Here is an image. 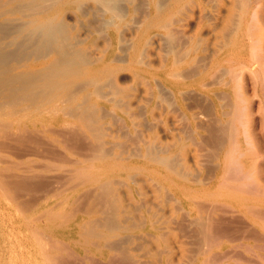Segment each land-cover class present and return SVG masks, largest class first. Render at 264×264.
<instances>
[{
  "label": "bare ground",
  "instance_id": "6f19581e",
  "mask_svg": "<svg viewBox=\"0 0 264 264\" xmlns=\"http://www.w3.org/2000/svg\"><path fill=\"white\" fill-rule=\"evenodd\" d=\"M141 1L139 15L138 0H0V264H171L184 242L165 239L161 212L171 208L135 211L143 182L172 192L195 219L199 245L182 264H264V184L244 85L264 55V0H231L166 54L169 18L210 6ZM124 72L148 83L156 103L172 93L197 136L212 117L208 178H197L190 161L200 157L182 136L163 138L141 120L147 91L120 86ZM189 92L210 103L187 108ZM114 115L131 134L143 128L134 149Z\"/></svg>",
  "mask_w": 264,
  "mask_h": 264
},
{
  "label": "rangeland",
  "instance_id": "374dc122",
  "mask_svg": "<svg viewBox=\"0 0 264 264\" xmlns=\"http://www.w3.org/2000/svg\"><path fill=\"white\" fill-rule=\"evenodd\" d=\"M203 2H208L210 6L211 12L207 13L208 15L202 12L201 7L199 6L196 7V5H192V6L188 5L184 7V9L176 12L174 15H172L169 18V21L167 22V28H168L167 33L169 36V43L164 47V51L161 50L162 54H166L169 51L179 50L184 44L185 40L188 39L189 34L192 32L191 31L192 26L196 27L195 24H197L198 22H200L201 26H204L205 24L207 26L211 24H215L216 19L219 17V15L222 14V16H224L225 14L224 12H222L223 7L227 6L229 9V6L231 5V0H203ZM137 3L138 6L136 10L137 13L140 15V13L144 12L145 4L141 0H138ZM261 16H262L263 31H264V9L263 12L261 13ZM93 22H91V24H93L94 27L98 26V22H94L95 24ZM217 25L218 27L223 26L222 24H220V22H218ZM102 34L101 35L98 34L95 36V40L99 42L97 43V45L102 43L100 45L103 46V43L107 38L106 33L104 34L105 35L104 38ZM156 55H159V51H157V49L153 45L148 47L147 56L148 57L152 56L153 58H156ZM199 60L197 62L200 63ZM199 63L196 65H199ZM256 69L258 71V76L256 77L255 75H252L249 78V80L244 83V85L254 112L252 117L253 120L249 128L252 139V144L249 146V148L252 150L251 153L254 154V157H252L253 160L257 161L258 159V161L261 162V167H262L260 169L261 174L258 172L257 180L262 184H264V181L262 180V177H264V55L260 61V64L256 65ZM129 73L130 72L121 73V75L118 78V82L120 81L119 83H121L120 86H123L125 88L129 86L128 88L130 89V85L132 84L131 89L137 88L139 89L140 93H142L143 91H147L144 94L143 101L139 103V104L142 103L141 120L146 123L148 128L149 127L155 128L157 134L163 138H165L166 135L170 133H175L177 135L182 136L183 140L187 144H189L190 151H192V153L198 154L200 157L198 160L199 167L197 165L195 166V163H192V161H190V165L193 164L191 165L193 170L194 168L195 170H198V171L194 170L195 174L198 175V177L197 176L196 177L197 178L202 177L203 179L208 178L210 175H207L209 173L206 174V171L208 172L209 168L208 166L205 165L206 164L211 165L214 157L211 148L212 145L207 143L208 141L209 142L211 141L210 143H212V137H210V134L208 132L209 130H211V124L213 123L212 117H205L202 121L199 122L200 126H202L203 128V132L197 136L194 133V130L192 129L189 123L186 112L182 109L179 101L176 99L174 95H172V93L166 92L167 95L166 94L164 95L166 97H162V100L159 99L156 103L153 101V93L151 89H149L150 87L149 85H147L148 83L135 84L131 78V74L129 75ZM214 80H218V79H214ZM145 86L147 87V89ZM219 96L221 97V99L223 98L224 95L222 91H220ZM185 98H186L185 104L187 108H190L196 112H198L199 110L201 111L204 107L206 108V106L210 103V101L202 93L189 92L186 94ZM153 103H155V105L153 106V109H151ZM114 116L115 117H112L114 119L111 118L113 120V122L111 120V126L112 125L115 126V127L112 126L113 130L117 132H121L122 130V132L125 133L127 137V139H125L126 141L125 145L129 144L128 145L129 148L130 144L131 145L134 144V146L132 145L133 148L130 147V149H134L136 143L138 145V142H140L141 136L138 135L141 134L143 128L139 129L140 134L137 133L139 131H136L135 133L131 134L130 131L127 132L126 130L121 128L123 126L122 125L123 122L120 123V121H122L120 117L116 115ZM114 121L116 123H114ZM138 137L140 138L139 141H138ZM202 163L203 164L206 163V164L203 165ZM184 164H182L181 167H184ZM201 164L203 165V167ZM185 166L187 167L186 164ZM194 171L191 172L188 171V173L191 174L189 175L190 178L193 177ZM193 179H196L195 176L193 177ZM153 184L154 183L143 182L142 185H140L139 192L142 193V196L139 195V197L141 200L140 199L136 200L137 202L136 201L134 202L133 208L135 209L134 206H136L137 208L135 209L136 211L145 205L146 207H153L155 209V210L153 209L155 213L160 212L159 207H166V209L171 208L168 209V211H171V213L168 212L163 214V212H161L164 220H169V229L167 232H165L166 235L165 239L168 244L171 242L173 243L184 242L185 246H183V253L182 254L180 253L179 255L178 254L175 255L171 259V264H182L187 257L188 259H190L189 255H191L192 258L193 254L196 252L198 248L197 246L199 244L197 242H199L198 241L199 229L196 226L197 224L195 223V219L193 218V216L189 213L187 209H185V206L176 195H174L170 191L162 192L161 190H158L155 184L154 185ZM139 204H142V206ZM158 208L159 211L157 210ZM136 214H137L136 220H140L141 216L138 213ZM135 222L136 223L139 222V224H141L143 221H135ZM157 260H153L152 264H158L156 263L158 262Z\"/></svg>",
  "mask_w": 264,
  "mask_h": 264
}]
</instances>
